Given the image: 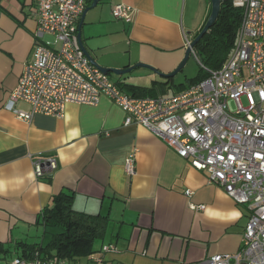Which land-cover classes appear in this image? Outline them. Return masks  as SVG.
<instances>
[{
    "label": "crops",
    "instance_id": "crops-1",
    "mask_svg": "<svg viewBox=\"0 0 264 264\" xmlns=\"http://www.w3.org/2000/svg\"><path fill=\"white\" fill-rule=\"evenodd\" d=\"M102 1L87 10L80 26L95 63L115 69L144 63L163 74L179 65L185 38L193 39L211 7L210 0ZM119 2L129 7L131 21L113 17L112 5ZM35 6V0H0V242L43 230L35 224L38 214L54 194L68 190L76 210L109 217L104 243L111 249L104 264H198L212 254L236 252L248 206L236 203L147 127L125 125V113L108 97L96 104L68 103L62 117L36 113L29 122L4 109L33 59ZM134 68L144 69L139 74L149 84L142 86L168 79ZM130 152L133 175L124 168ZM36 157L53 158L57 168L36 178ZM6 254L0 250V264L15 257L5 259Z\"/></svg>",
    "mask_w": 264,
    "mask_h": 264
},
{
    "label": "built area",
    "instance_id": "built-area-1",
    "mask_svg": "<svg viewBox=\"0 0 264 264\" xmlns=\"http://www.w3.org/2000/svg\"><path fill=\"white\" fill-rule=\"evenodd\" d=\"M35 3L33 59L24 65L4 109L29 122L36 113L62 117L68 103L96 104L108 97L125 113V125L147 127L236 203L248 206L238 250L212 254L198 264H264V0H231L241 19L229 57L204 79L171 96H132L89 61L77 38L86 0ZM111 13L126 22L132 19L124 3L112 5ZM191 41L185 38V47ZM19 101L29 109L17 107ZM56 168L51 157L33 159L36 178ZM124 168L129 175L135 173L134 152L125 158ZM110 249L105 244L74 262L15 256L10 264H104Z\"/></svg>",
    "mask_w": 264,
    "mask_h": 264
},
{
    "label": "trees",
    "instance_id": "trees-1",
    "mask_svg": "<svg viewBox=\"0 0 264 264\" xmlns=\"http://www.w3.org/2000/svg\"><path fill=\"white\" fill-rule=\"evenodd\" d=\"M86 2L88 5L92 0H86ZM240 19V9L234 7L231 0H221L215 21L193 47V53L200 64L199 72L178 91L204 79L210 71L219 68L226 61L235 44ZM203 25L193 38L200 32ZM169 79L171 78L157 81L156 87L123 81L116 83L132 96H157L165 89ZM73 203L74 193L71 191L61 190L54 194L51 205L42 209L35 223L44 227L42 239L35 242L16 241L15 256L25 259L57 258L74 262L99 251L106 244L104 240L109 222L108 215L76 210ZM0 250L3 253L9 252L1 242Z\"/></svg>",
    "mask_w": 264,
    "mask_h": 264
},
{
    "label": "rangeland",
    "instance_id": "rangeland-1",
    "mask_svg": "<svg viewBox=\"0 0 264 264\" xmlns=\"http://www.w3.org/2000/svg\"><path fill=\"white\" fill-rule=\"evenodd\" d=\"M108 2L109 0H103L102 4L107 5ZM49 38L50 37L45 36V39H49ZM199 69H200V64L198 62V59L193 53L190 54L183 67L177 73H175L174 76L170 77L171 79H169L166 82L165 89L161 93L165 96L173 95L178 91V89H180V87L186 86L190 82V80L197 75ZM142 70L144 69L134 68L130 72L123 75H116L111 73L110 77L116 80L118 79L119 76L120 77L128 76L130 78V81H127L128 83L132 82L133 84L147 85L149 84V81H147L144 77H142L139 74L140 72H142ZM228 105L231 111L235 110V106L232 101H229ZM37 228L38 229H35L33 232H29V234L27 232L28 235L27 237L21 236V238L18 239L17 241H21V240L28 242L40 241L43 236V230L40 229L39 227ZM14 241L16 242V240H9L3 242V246L9 250V252L5 256H3L5 259H10L14 255H16V251L14 250V243H15Z\"/></svg>",
    "mask_w": 264,
    "mask_h": 264
},
{
    "label": "water",
    "instance_id": "water-1",
    "mask_svg": "<svg viewBox=\"0 0 264 264\" xmlns=\"http://www.w3.org/2000/svg\"><path fill=\"white\" fill-rule=\"evenodd\" d=\"M98 2H99V0H92V4L84 9V11L82 12L81 18H80L81 19L80 23L78 24V29H77V31H78L77 32V38H78L79 46L82 49V51L84 52V54L86 55V57L89 59V61L91 63H93L95 66H97L103 73H113V74H116V75H123V74H126V73L130 72L134 67H145V68H149V69L157 72V74H159L160 76L169 78V77L174 76V74L177 73L183 67V65L187 61V59H188V57H189V55H190L195 43L204 35V33L207 31V29L213 24V22L215 21L217 15H218V12H219V9H220L221 0H210V2H211L210 13H209V15H208V17H207L202 29L193 38V40L191 41L190 46L186 48L185 55H184L183 59L181 60V62L179 63V65L173 71H171L170 73H167V74H163V73L159 72L158 70H155L151 66H149L147 64H144V63H138L135 66L128 67V68H125V69L105 68V67H101V66H99L98 64L95 63V61L90 57L89 53L87 52V50L85 49V47H84V45H83V43L81 41L80 26L82 24L81 22H82V20L84 18L85 13L87 12V10L90 7L96 6Z\"/></svg>",
    "mask_w": 264,
    "mask_h": 264
}]
</instances>
